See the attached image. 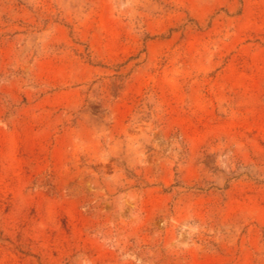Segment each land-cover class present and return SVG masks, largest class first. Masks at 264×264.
I'll use <instances>...</instances> for the list:
<instances>
[{
	"label": "rangeland",
	"instance_id": "374dc122",
	"mask_svg": "<svg viewBox=\"0 0 264 264\" xmlns=\"http://www.w3.org/2000/svg\"><path fill=\"white\" fill-rule=\"evenodd\" d=\"M0 264H264V0H0Z\"/></svg>",
	"mask_w": 264,
	"mask_h": 264
}]
</instances>
